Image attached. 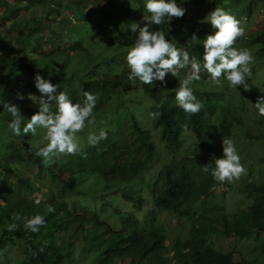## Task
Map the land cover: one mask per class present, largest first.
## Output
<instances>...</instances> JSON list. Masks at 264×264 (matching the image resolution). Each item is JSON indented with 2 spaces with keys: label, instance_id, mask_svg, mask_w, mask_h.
<instances>
[{
  "label": "trees",
  "instance_id": "obj_1",
  "mask_svg": "<svg viewBox=\"0 0 264 264\" xmlns=\"http://www.w3.org/2000/svg\"><path fill=\"white\" fill-rule=\"evenodd\" d=\"M63 1L0 0V20H7L11 26L0 28V102L18 105L25 118L19 136L8 127L12 120L10 113L5 111L6 121L0 126V264L7 261L11 250L18 254L14 264H264V246L254 250L256 255L251 261L242 254L237 260L236 253L213 248L223 249L220 243L227 238H254V232L264 239L260 236L264 234V184L256 185L251 181L243 184L244 190L255 193L250 194V203L245 208L249 212L232 221L224 205L219 203L198 221H188L187 214L195 198L205 196L221 184L214 180L211 170L203 171L202 166L211 163L213 157L208 155L202 162L191 153L211 148L208 144L213 132H218V138H231L234 126H243V112L244 117H250L248 102L241 108L238 99L249 93L243 87H230L228 82L220 86L211 84L208 74L202 71L201 79L195 81L192 88L203 107L198 114L189 115L178 106L175 89L179 79L190 69L181 70L177 78L169 73L166 88L159 81L145 85L139 80H128L130 69L127 68L115 73L93 74L86 79L79 71L69 79L65 73L56 72V68L74 65L78 59L76 52L69 54L72 48L63 45V25L76 24L75 16L71 18L69 11L63 15L59 9L67 7L62 6ZM137 1L141 2L135 6V9L140 7L135 11L139 16L140 11H146V1ZM184 1L177 0V3L183 7ZM212 1L214 9L223 8L240 22L242 16L248 17L251 13V7L242 0ZM47 2L51 5L39 7ZM68 2L80 6L83 3L82 0ZM31 6L36 8L35 15L22 18L19 12ZM200 20V15L190 17L186 13L183 18L172 21L166 18L165 23L151 25V29L164 31L166 39L202 60L203 41L217 30L212 26L205 29V25L199 24ZM193 34L197 40H192ZM69 37L75 38L71 34ZM234 47L250 49L253 62L264 65V28L245 33ZM56 51L62 54L56 56ZM99 65H94L89 72L94 73ZM37 73L59 84L58 91H66L74 103L83 102L85 91L93 93L96 96L95 120L106 119L109 113L114 119L104 128L107 139L97 146L81 149L76 155L58 154L46 163L37 157L33 149L39 147L41 143H36L41 142L46 130L38 128L35 136L23 133V127L39 110L38 104L28 99L29 94L41 97L34 83ZM246 82L249 88L255 87L251 77H246ZM139 91L154 104L148 107L140 104ZM18 93L24 96L23 100L18 99ZM51 111H56L54 104ZM155 112L161 113L158 118H152L153 126L161 134V142L174 147L169 160L153 175L151 170L161 162V151L157 150L151 132L143 126L138 114L146 117ZM183 141L192 148L182 150ZM197 168L203 173L204 187L195 175ZM85 171L100 176L107 185L122 183V187L137 178L141 182L140 178L146 175L154 211L141 220L133 211L124 212L114 207L121 215L120 228L74 211L69 203L78 198L73 195L83 194L78 179L85 176ZM121 195L134 203L136 212L144 210L142 194L122 188ZM103 201L105 206H114L109 199ZM48 205L54 208L53 212L47 211ZM159 213L178 222L181 228L178 230L175 224L166 228ZM14 214L21 219L13 221ZM37 214L44 216L45 224L38 232H33L25 224ZM11 223L18 225L16 230H7ZM212 236L216 238L213 240Z\"/></svg>",
  "mask_w": 264,
  "mask_h": 264
},
{
  "label": "rangeland",
  "instance_id": "obj_2",
  "mask_svg": "<svg viewBox=\"0 0 264 264\" xmlns=\"http://www.w3.org/2000/svg\"><path fill=\"white\" fill-rule=\"evenodd\" d=\"M82 0V5L69 4L68 0L63 1L62 6L67 7L61 9L63 15H67V12L71 18L75 16L76 24L66 23L63 25L62 35L65 33V39L63 45L67 48H72L69 54L77 53L78 59L74 65L62 66L60 73H65L70 79V76L82 72L84 78H89L93 74L96 76L103 73H115L118 71H124L128 68L126 63L127 48L131 46L135 39L139 35V31L133 32L130 25L132 23L138 24L140 27H144L145 23L143 18L148 16L149 13L140 11V15L135 13L140 7L135 9L137 0ZM141 1V0H139ZM146 1V0H144ZM184 1V0H183ZM251 7V13L248 17L242 16L241 25L245 28V33H254L264 28V0H242ZM0 2V12H1ZM54 3V2H52ZM50 3L47 2L39 7H48ZM55 4V3H54ZM187 10L186 13L192 16H198L202 18L199 21L200 25H205V29L209 30L211 25L208 23H202L207 15L214 10V2L212 0H185L181 3ZM35 7L23 8L20 13L22 18H27L35 12ZM38 9V8H37ZM72 13V14H71ZM36 14H38L36 12ZM11 28L10 23L7 20H0V28ZM70 34L75 37H69ZM35 35L33 36V38ZM38 37V36H36ZM72 38V39H71ZM1 41V38H0ZM1 43V42H0ZM62 51V49H60ZM56 51V56L62 54V52ZM65 51V50H64ZM47 62H50L48 60ZM57 64V63H54ZM96 64H100L94 73L89 70ZM66 67V69H64ZM251 82L255 87L250 88L247 91L246 97H239V105L241 108L246 107L248 102V114L244 117L245 111L242 114L243 126H234V135L230 138L233 140L238 154L241 157V163L246 169V174L242 175L239 180L234 182H227V184H219L213 187L208 194L202 197L195 198L193 204L187 208L188 221H198L207 210L213 208L217 203L224 205L227 211L228 219L232 221L235 217L248 213L245 208L250 203V194L255 193L248 189L244 190L243 184L251 181L254 184H264V117L259 116L258 111L254 105L257 99L264 96V65L257 64L254 61L251 65ZM64 70V72H63ZM226 80L222 81L223 85ZM140 104L150 106L154 104L151 98L143 97L141 91H139ZM246 102V104H245ZM253 103V104H252ZM0 102V126L2 121H6L4 118L5 111ZM143 126L147 128L152 134V140L156 145L158 151H161V162L158 165L152 167V174L156 175L164 161L169 160L171 157V150L174 147L171 143L161 142V134L153 126V120L150 116L143 117ZM111 113L108 114L106 119H98L95 126L86 124L84 131L77 134L80 150L89 146L87 136L90 131L98 133L100 128H106L114 121ZM217 117L219 115L217 114ZM1 131V130H0ZM213 132V130H211ZM210 133V132H209ZM218 132L211 134V141L209 142L208 150L201 152H193L192 155H197L202 162H205L206 157L223 158V146L222 139L224 137L217 136ZM37 142V141H36ZM40 143L39 141L36 143ZM182 150L185 148H192L187 141L182 142ZM41 144H38L40 146ZM194 149V148H193ZM186 157V155L184 154ZM195 175L200 179L201 185L204 187L206 184H202V176L200 168L195 169ZM149 177L142 176L141 182L137 180L124 185L122 183L107 185L103 178L98 175H93L91 172L85 171V176L80 177L79 188L83 190L82 195H73L72 197H78L72 199L69 203L73 207L74 211L85 213L86 216L99 218L107 221L112 227L120 228L121 215L115 212V209L135 213L139 219H144L154 211L152 196L149 187ZM255 186V185H254ZM126 188L132 192L140 193L144 197V210L136 212L133 202L122 198L121 190ZM103 199H109L114 203V206H105ZM133 211V212H132ZM159 218L164 221L165 227L169 228L172 225H177L178 230L181 228L175 220L165 217L164 213H159ZM254 238L248 237L246 239L234 240L233 238H227L224 242L220 243L221 247H213L217 251L227 253L229 251L237 254L236 259H240L242 256L251 261L255 257V249H260L264 246V239H260L257 233L254 232ZM257 236V237H256ZM264 237V234H260ZM213 240L215 236L211 237ZM242 254V256H239ZM18 256L15 250H11L8 254L7 261L4 264H14L15 257ZM258 257V256H257Z\"/></svg>",
  "mask_w": 264,
  "mask_h": 264
},
{
  "label": "clouds",
  "instance_id": "obj_3",
  "mask_svg": "<svg viewBox=\"0 0 264 264\" xmlns=\"http://www.w3.org/2000/svg\"><path fill=\"white\" fill-rule=\"evenodd\" d=\"M145 10L149 15L143 18L146 22L144 27L136 23L130 25L133 32L139 31V35L126 50V63L130 69L128 80H139L145 85L159 81L162 87L166 88V76L169 73L177 78L181 76V70L190 69L179 79L178 87L175 89L178 106L189 115L198 114L203 107L192 88L193 83L201 79L202 71L208 74V82L211 84L220 86L222 81L226 80L232 88L243 87L244 91H250L246 77L251 76L250 65L254 58L250 49L234 47L237 39L245 35V28L235 16L230 15L223 8L216 7L202 21L210 24L217 31L204 39V54L201 60L191 56L185 47H177L175 43L166 39L164 31L151 29V25L159 26L165 23L166 18L172 21L185 16L187 10L181 7L177 0H146ZM192 40H197L196 34H193ZM56 72L59 73L60 69L56 68ZM34 83L41 97L37 98L29 94L28 99L37 103L39 110L23 127V133L25 135L31 133L35 136L38 128L46 130L40 142L44 146L35 147L33 149L35 155L43 158L46 163L58 154H78L80 145L77 134L84 131L86 123L92 126L96 124L93 114L96 96L85 91L83 102L74 103L66 91H58L59 84H53L51 79H45L37 73ZM17 96L20 100L24 99L20 93ZM53 104L56 106L55 112L51 111ZM253 105L259 116L264 117V96L259 97ZM2 107L12 117L8 127L19 136L25 119L21 115L20 107L9 102H4ZM160 115L159 112L150 113L153 119ZM106 139L107 131L104 128H100L98 134L90 131L87 136L91 146H97ZM222 146L223 158L213 157L211 163L202 166L203 171L208 173L211 170L212 177L219 183L239 180L246 174V169L241 163V157L233 140L223 138ZM36 202L39 203V199ZM47 211L53 212L54 208L48 205ZM12 219L16 221L21 217L14 214ZM44 224V216L37 214L28 219L25 226L33 232H38ZM17 227L16 223H11L7 226V230L13 231Z\"/></svg>",
  "mask_w": 264,
  "mask_h": 264
}]
</instances>
